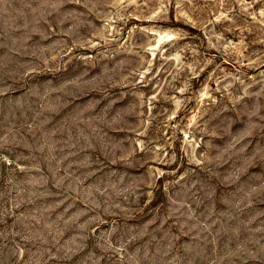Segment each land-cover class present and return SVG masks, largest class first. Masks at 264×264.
Here are the masks:
<instances>
[{"label":"rangeland","instance_id":"374dc122","mask_svg":"<svg viewBox=\"0 0 264 264\" xmlns=\"http://www.w3.org/2000/svg\"><path fill=\"white\" fill-rule=\"evenodd\" d=\"M0 264H264V0H0Z\"/></svg>","mask_w":264,"mask_h":264}]
</instances>
